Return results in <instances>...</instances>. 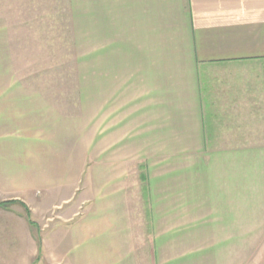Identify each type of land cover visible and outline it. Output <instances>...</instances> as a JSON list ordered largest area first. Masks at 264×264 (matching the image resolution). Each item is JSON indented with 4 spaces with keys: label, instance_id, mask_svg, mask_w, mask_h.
<instances>
[{
    "label": "crops",
    "instance_id": "0c3cea01",
    "mask_svg": "<svg viewBox=\"0 0 264 264\" xmlns=\"http://www.w3.org/2000/svg\"><path fill=\"white\" fill-rule=\"evenodd\" d=\"M74 1L76 80L22 72L0 15V199L21 206L0 213L7 254L137 264L126 166L140 158L154 263L230 264L231 244L264 236V0ZM96 151L113 171L91 170ZM22 204L60 220L41 237Z\"/></svg>",
    "mask_w": 264,
    "mask_h": 264
},
{
    "label": "rangeland",
    "instance_id": "374dc122",
    "mask_svg": "<svg viewBox=\"0 0 264 264\" xmlns=\"http://www.w3.org/2000/svg\"><path fill=\"white\" fill-rule=\"evenodd\" d=\"M75 5L76 1L73 3L72 13H70L71 7L69 9L67 0H0V15L8 17L11 27H13L12 35L14 39L19 38L16 41H20L17 48L19 59L23 63L21 65L22 72L23 70L28 73L34 71L43 75L44 79L46 77L58 80L63 79L67 73L70 76L73 75L75 80L78 77V73L79 75L82 74L81 66L84 50L82 23H80L81 19H79V26H76L77 22L75 23L76 19L74 15L77 11L79 12V7L76 8ZM70 14L73 17L74 28L71 27L72 25L69 20ZM86 41L89 43L90 49L96 48V41ZM65 63L68 65L67 67L64 65ZM66 70L67 73L65 72ZM42 73H45V75ZM94 113H96V110L91 109L89 114L91 122H93L92 117ZM91 160V170L96 172H101V170H114L113 163L109 164L108 161L105 163L97 162V151ZM126 167L127 172H131V175H127L128 178L126 180L130 182L127 194L129 197V203L127 204L129 210L126 212L129 215L131 228L135 232V238L137 239V264H157L156 261L155 263L153 261V256H155V252L152 250L154 243L151 240V234L148 228L151 215L150 204L146 203L145 200V179L141 180L143 177L140 176L145 169L140 158L137 162H131ZM94 182H97L96 178ZM135 182H138L136 187H131V183L135 184ZM0 201L6 202L4 207H0V213L9 211L12 208H21V206L13 204L16 202L14 200L3 198ZM22 206L25 213L29 214L28 218L30 222L34 224L32 227L41 230V237L56 221L60 220V211L46 210L43 207L41 208L39 204H36V206H33V209L38 208L39 210L35 209V215L32 211L33 209L30 210L24 204ZM155 237L156 234L154 235ZM176 245L170 244L169 250L165 251L166 254L162 255V258L166 259L167 254H176ZM10 246L7 243H3L0 238V264H20L22 262L19 259L20 256L16 254L17 252L7 254L9 250L12 251L14 248H10ZM230 248L231 251L228 258H226L230 264H237L238 259L244 260L246 262L245 264H264V236L263 240L259 243H233L230 245ZM42 258L41 253L33 264H42ZM157 258L160 261L161 255ZM19 261L20 263H18Z\"/></svg>",
    "mask_w": 264,
    "mask_h": 264
},
{
    "label": "trees",
    "instance_id": "16d2710c",
    "mask_svg": "<svg viewBox=\"0 0 264 264\" xmlns=\"http://www.w3.org/2000/svg\"><path fill=\"white\" fill-rule=\"evenodd\" d=\"M4 205H6V202H1L0 201V207H4Z\"/></svg>",
    "mask_w": 264,
    "mask_h": 264
}]
</instances>
